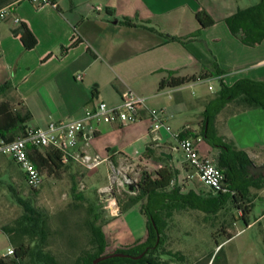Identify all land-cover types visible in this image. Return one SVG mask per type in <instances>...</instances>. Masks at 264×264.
Segmentation results:
<instances>
[{
	"label": "crops",
	"instance_id": "obj_1",
	"mask_svg": "<svg viewBox=\"0 0 264 264\" xmlns=\"http://www.w3.org/2000/svg\"><path fill=\"white\" fill-rule=\"evenodd\" d=\"M260 1L53 0L56 7H37L25 0H0V11L12 10V16L0 20V88L10 84V89L0 94V103L12 97L11 102L21 103L32 116L27 128H45L50 122L83 119L86 109L102 101L118 106L132 90L147 98L148 109L142 112L141 121L125 127L102 124L94 133L85 132L79 150L98 155L106 151L103 157L110 167L126 161L154 163L179 173L173 184L186 180L183 154L176 163L164 129L156 140L150 132L149 110L166 111L165 124L171 134L190 129L198 135L206 107L218 93L193 96L190 89L213 80L220 89L222 82L227 86L245 79L264 82V38L243 43L227 24L238 12ZM202 12L213 20L212 26H201L197 15ZM125 19L135 26L125 24ZM21 24L37 40L31 50L14 34ZM169 72L181 78H209L159 91ZM79 75L81 81L77 80ZM215 129L219 137L245 151L254 166H264L263 108L241 109L231 103L216 116ZM124 132L133 137L130 145H141L143 152L137 151L138 158L129 157L125 146L113 143ZM203 142L205 145L198 144L201 155L216 156L217 151ZM147 148L156 151L155 158L162 153L171 158L150 159L145 156ZM252 193L254 206L264 199V189ZM262 220L264 213L251 225Z\"/></svg>",
	"mask_w": 264,
	"mask_h": 264
},
{
	"label": "trees",
	"instance_id": "obj_2",
	"mask_svg": "<svg viewBox=\"0 0 264 264\" xmlns=\"http://www.w3.org/2000/svg\"><path fill=\"white\" fill-rule=\"evenodd\" d=\"M202 27H209L214 24L213 20L202 12L197 15ZM124 23L135 26L128 19ZM231 32L239 37L243 43L253 44L256 39L264 38V0L247 10L238 12L236 16L227 22ZM14 34L20 36L25 49L31 50L37 45L35 36L25 24H21ZM209 76H192L188 78L175 77L169 72V78L162 80L159 91L166 89H177L192 83L207 80ZM10 84L0 88V94L6 93ZM235 103L241 109H264V82L253 80H241L233 86L221 83V89L216 99L206 107L204 112V124L197 135L192 130L186 129L179 134V138H202L209 146L217 151L215 158L217 166L223 171L225 191L208 194L195 190L185 191L180 185H171L177 180L178 172L163 170L158 178L144 171L135 186L136 196H129L125 206L132 207L141 204V212L146 218L147 236L144 241L139 240L135 245L117 250L114 253L130 254L141 259L112 258L102 261L99 264H198L188 262V259L179 252H172L166 249L165 232L169 222L176 213L193 210L205 215L206 221H213L219 215L230 214L226 224L221 225L216 234H223L231 239L232 233L229 228L235 220L231 214L236 209L241 218L249 227L253 222L250 214L254 207V195L252 190L261 191L264 189V166L256 167L249 159L247 153L240 150L233 142L221 138L215 129L216 116L229 104ZM32 116L21 103L14 105L11 101L5 100L0 103V138L4 142L13 141L23 135L27 129L26 124ZM145 156L150 159L169 161L166 157L156 156V151L147 148ZM31 158L39 171L48 176H60L64 169L72 164L65 165L59 151L52 148L35 150ZM188 168V167H187ZM189 170V169H187ZM24 180L26 178L23 174ZM31 189V188H30ZM34 193L36 190L31 189ZM77 192L76 188L73 189ZM77 199H83L75 195ZM25 213L18 219L14 226H6L3 231L8 235L15 250L13 256L0 257V264H61L58 259L49 251H46L48 239L47 223L44 217L35 214L28 203H24ZM99 216L88 222L89 241L88 249L83 251L81 258L76 264H92L99 257L105 256L108 242L105 232L96 222ZM256 221V220H255ZM235 222V221H234ZM215 242L217 236L214 235ZM221 244H217L220 248ZM222 252L219 249L217 255L209 254L206 264H215L218 255ZM200 264V263H199Z\"/></svg>",
	"mask_w": 264,
	"mask_h": 264
},
{
	"label": "rangeland",
	"instance_id": "obj_3",
	"mask_svg": "<svg viewBox=\"0 0 264 264\" xmlns=\"http://www.w3.org/2000/svg\"><path fill=\"white\" fill-rule=\"evenodd\" d=\"M219 90L220 85L213 80L203 86L190 89L189 94L214 96ZM10 98L8 101H11ZM15 102L12 103L17 105ZM168 134L166 141L172 146L177 163L183 159L182 153L176 150L178 141L175 135L171 132ZM131 139H133L132 135L124 132L113 139V143H117L119 148L125 146V152L129 157L138 158L137 151L142 154L143 150L140 144L130 145ZM201 145H205L204 142H201ZM103 155H106V151L100 155L101 158H104ZM212 158L215 159L216 156ZM132 164L134 170L129 174L137 181L144 171L158 178L165 170L154 163ZM42 175L43 184L34 193L24 180L20 168L9 157L0 156V257L5 256L13 247L3 229L6 226H14L22 217L26 211L24 203H28L35 214L46 219L48 230L46 251L51 252L61 264H76L83 251L88 249L90 234L87 224L94 220V216H99L96 225L103 228L107 237L108 248L105 255L114 253L116 249H125L127 245H133L147 235L146 218L141 212V204L126 207L121 213L128 197L137 195L135 192L137 183L126 186V190L131 191V194L122 187L119 189L114 187L112 198L119 206L118 216H112L106 210L109 198L102 193V190L110 186L114 177L109 163L105 162L94 170H87L80 164H72L64 169L60 176ZM177 184L185 191L194 188L205 194L210 192L198 180L182 178L171 185L170 191ZM74 188L77 190L76 193ZM75 195H80L83 199L79 200ZM263 213L264 199L257 200L250 214V220L254 223ZM231 214L234 215L235 220H230L233 223L229 232L233 237L228 240L223 234L216 233L221 225L229 220V213L221 214L213 221H206L205 215L199 211L186 210L176 213L165 232L166 249L179 252L188 259V262L198 264H206L209 254L214 253L215 257L220 248L222 252L218 255L215 264H264V220L248 227L240 219L241 215L236 209H233ZM213 234L217 236L218 242H215ZM218 243L221 244L220 248H217Z\"/></svg>",
	"mask_w": 264,
	"mask_h": 264
},
{
	"label": "built area",
	"instance_id": "obj_4",
	"mask_svg": "<svg viewBox=\"0 0 264 264\" xmlns=\"http://www.w3.org/2000/svg\"><path fill=\"white\" fill-rule=\"evenodd\" d=\"M37 7L57 4L53 0H25ZM11 8L0 11V20L12 16ZM18 23L19 20L15 19ZM77 80L81 81L82 76H77ZM147 98L129 90L122 102L118 106H110L106 102H99L94 108L85 110L84 118L79 120H69L62 122H50L45 128H27L25 133L13 141H0V156L9 157L22 171L26 178L29 188L38 190L43 184V175L33 162L31 155L35 150L44 148H52L62 155L65 165L80 164L87 170H94L101 164L108 161L101 158L98 154H90L79 150L80 138L85 132L94 133L96 128L102 124L113 125L116 127H125L135 124L142 119V112L146 111ZM166 111L160 109L149 110V117L152 121L150 132L155 135L156 140H160L158 134L162 129L171 132V128L165 124ZM178 141L176 150L180 151L184 156V162L188 167L187 180H198L205 188L213 193L225 191L223 171L217 166L214 158L203 156L200 153L198 144L202 138H179V134L175 135ZM134 164L126 161L120 165L111 166V173L114 176L110 186L102 190L103 194L108 195V204L106 210L112 216L120 214L119 206L113 199L114 187H122L124 191L127 185L138 183L130 176V171L134 170ZM14 248H10L5 256H13Z\"/></svg>",
	"mask_w": 264,
	"mask_h": 264
},
{
	"label": "water",
	"instance_id": "obj_5",
	"mask_svg": "<svg viewBox=\"0 0 264 264\" xmlns=\"http://www.w3.org/2000/svg\"><path fill=\"white\" fill-rule=\"evenodd\" d=\"M161 156L166 157V158H171V155H168L165 153H162ZM143 256H144V254H142L138 257H135V256H132L130 254L112 253V254H108V255H105V256H102V257L95 259L92 264H99L102 261H106V260L112 259V258H131V259L137 260V259H141Z\"/></svg>",
	"mask_w": 264,
	"mask_h": 264
}]
</instances>
